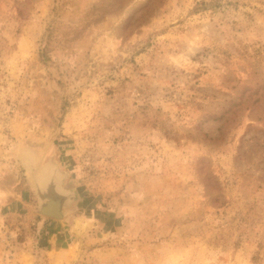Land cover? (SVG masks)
Returning a JSON list of instances; mask_svg holds the SVG:
<instances>
[{"label": "rangeland", "instance_id": "rangeland-1", "mask_svg": "<svg viewBox=\"0 0 264 264\" xmlns=\"http://www.w3.org/2000/svg\"><path fill=\"white\" fill-rule=\"evenodd\" d=\"M0 264H264V0H0Z\"/></svg>", "mask_w": 264, "mask_h": 264}]
</instances>
